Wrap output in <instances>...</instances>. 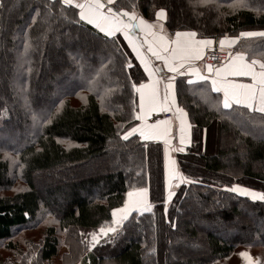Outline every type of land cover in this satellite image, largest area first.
Segmentation results:
<instances>
[{
  "label": "trees",
  "instance_id": "obj_1",
  "mask_svg": "<svg viewBox=\"0 0 264 264\" xmlns=\"http://www.w3.org/2000/svg\"><path fill=\"white\" fill-rule=\"evenodd\" d=\"M231 2L114 0L116 9L137 5L147 20L164 7L170 33L194 30L205 38L264 30V0H249L248 7L237 9ZM0 4V72L2 65L10 66L0 79V136L12 134L16 140L0 144V246L8 253L0 254V264H215L241 250L264 262V202L224 187L239 184L264 192V113L236 105L223 109L217 104L220 94L211 93L209 103L201 93L203 82L188 85L186 76H177L179 103L194 127L191 146L174 158L196 182L173 188L166 220L162 143L143 142L137 135L121 139L136 123L131 113L136 96L123 70L122 53L131 51L123 38L119 45L105 42L92 26L75 24L74 11L59 0ZM52 38L60 46L55 54L48 44ZM232 51L259 59L264 38L241 37ZM129 59L133 79L146 80L135 57ZM112 155L119 169L112 166ZM13 157L18 165L11 163ZM87 165L91 168L81 172ZM18 167L24 187L14 191ZM75 169L80 173L72 174ZM142 184L152 211L132 215L124 227L117 226L115 239L101 237L89 248L87 234L109 221L127 191ZM195 201L207 205L205 210H197ZM45 215L54 222L43 225ZM37 229H42L38 238H32ZM176 236L203 242L204 248H171ZM149 248L155 250L147 262Z\"/></svg>",
  "mask_w": 264,
  "mask_h": 264
},
{
  "label": "snow or ice",
  "instance_id": "obj_2",
  "mask_svg": "<svg viewBox=\"0 0 264 264\" xmlns=\"http://www.w3.org/2000/svg\"><path fill=\"white\" fill-rule=\"evenodd\" d=\"M210 2V0H204ZM61 7H67L74 11L76 17L75 24L82 27L92 26L97 37L103 34L105 42L111 40L119 45V38L122 37L126 42L130 53H122L123 70L130 84L131 94H138V105L132 102L131 113L139 124H134L127 131H124L121 139L128 141L135 134L143 142L160 141L164 143V208L165 219L168 220L167 209L169 202L176 195L172 189L185 183H195L190 180L180 170L176 159L170 155L172 152L185 153L191 146V130L194 125L191 123L192 116L179 103L181 86L177 83V76L183 77L186 73L195 77L185 83L193 85L197 81L203 82L201 88L203 98L211 103V93H222V100L217 104L222 105L223 109H231L233 105L247 108L250 112L256 111L264 113V52L259 53V59H246L248 55L245 51H236L235 54L229 53L225 61L216 67L212 64L206 65V72L194 66L193 62L200 60L204 55L205 49L213 44L210 38H197V33L193 30L175 32L174 37L163 35L162 25L157 30V24L167 20V13L164 7L155 11V20L148 21L139 16L136 11L137 5L133 4L131 10L125 8L116 9L114 0H59ZM249 0H232L230 7L233 9L246 8ZM3 5L0 4V8ZM47 12H51L49 4L44 5ZM39 12V9H37ZM37 19L36 15L32 20ZM135 33V36H134ZM89 35L92 32L89 31ZM241 37H262L264 30L261 31H241L238 36L221 37L219 44L221 48L228 45H235ZM142 38V39H141ZM28 46V41L25 40ZM117 47V51H119ZM134 55L138 61V69L142 68L147 79H133L130 70L134 68L133 60L129 56ZM256 55V53H253ZM159 61L160 63H154ZM137 69V71H138ZM172 73L167 75L164 70ZM235 77H249L251 83L240 82ZM210 83V88L208 87ZM138 108V110H137ZM59 111V109H57ZM163 112L172 113V116L164 119H156L149 123L148 118L153 114ZM47 123V121H44ZM206 140L207 129L204 130ZM178 141V146L174 144ZM174 183L169 182V177ZM226 190L238 193L241 196L250 197L252 201L264 202V192H258L252 188L233 184L230 188L225 185ZM148 189L145 187L133 188L126 193L127 198L121 207L111 209L112 220L101 224L100 227L87 235L91 236V242L87 245L91 248L98 244L101 237H108L112 234L115 239L119 234L117 225L124 227L132 215L139 216L152 211V204L147 199ZM25 215H28L25 213ZM171 227H177V220L172 218ZM82 235H84L82 233ZM87 239V236H85ZM155 249L149 248L151 253ZM238 255L244 260V264H261L259 258L253 260L247 251H241Z\"/></svg>",
  "mask_w": 264,
  "mask_h": 264
},
{
  "label": "rangeland",
  "instance_id": "obj_3",
  "mask_svg": "<svg viewBox=\"0 0 264 264\" xmlns=\"http://www.w3.org/2000/svg\"><path fill=\"white\" fill-rule=\"evenodd\" d=\"M16 4H17V2L16 1H14L13 3H12V5L10 6V8H9V10L10 11H12V10H14V8L16 7ZM45 21H46V19H47V16H45ZM48 44L50 45V46H52V50H53V52H54V54L59 50V48H60V46H59V44L57 43V41H56V39L55 38H52V39H50V40H48ZM42 61H41V63L44 65V63H46V61H45V59H41ZM8 68H10V66H8L7 64H6V66H4V65H2V71L0 72V74H1V77H0V79H2V74H4L3 72L4 71H6V70H8ZM0 94H2V92L4 93V89H2V87H1V82H0ZM3 90V91H2ZM6 96V95H5ZM3 98H5V97H3ZM4 130V129H3ZM15 136L13 135L12 136V134H8V135H4V136H0V144H10V143H14V142H16V140H15V138H14ZM17 138V137H16ZM110 153H108L107 155H106V158H105V160L106 161H108L109 159H108V157L110 156L109 155ZM113 157V159H112V166L113 167H115V168H118V166L116 165V159L114 158L115 156L114 155H112ZM12 162L11 163H14L15 165H18L17 164V160L13 157V158H11L10 159ZM110 161V160H109ZM109 164V163H108ZM89 168H91L90 166H84L83 168H81L82 169V171L81 172H85L87 169H89ZM119 169V168H118ZM12 170V169H11ZM10 170V174L12 175V174H15V172H12ZM76 170H78V171H76ZM85 170V171H84ZM78 173H80L79 172V169H75L74 171H73V173L72 174H78ZM17 176H20V167H18V170H17V173H16V175H15V178H16V181H15V186L13 187V190L15 191V190H17L18 188H20V187H24L23 186V183L21 182V180H20V178H18ZM143 185H145V184H142V186ZM138 187H141V186H138V185H136L135 186V188H138ZM134 188V187H133ZM194 195V194H193ZM195 196V195H194ZM127 198V197H126ZM212 203H215L214 201L212 202ZM123 205V203L120 205V206H118V207H121ZM194 206H195V208L197 209V210H201V211H203V210H205V208H206V206L207 205H205V207L203 206V205H201V204H198V201H195V204H194ZM212 206H214V205H212ZM210 207V206H209ZM116 208V207H115ZM42 219H44L45 221L43 222V225L44 224H46V223H51L52 221L54 222V220L49 216V215H45V216H43L42 217ZM112 220V216H111V219L109 220V221H107V222H110ZM103 224H106V222L105 223H103ZM42 225V226H43ZM117 226H119V225H117ZM100 227V226H99ZM98 227V228H99ZM41 230L42 229H37V231H33L34 233H33V237L32 238H34V237H37V236H39V233L41 232ZM94 232V231H93ZM37 235V236H36ZM38 238V237H37ZM89 240H90V242H91V236L89 235ZM173 243V245L171 246V248H174V249H176V248H178V249H189L190 251H192V252H197V251H201L203 248H204V246H203V244L200 242H197V243H195V242H193V241H185V240H182L181 239V237H175L174 239H173V241H172ZM3 245V244H2ZM2 245L0 246V254L1 255H5V254H7L8 255V253H6L5 251H3V249H2ZM65 249V247H63L62 248V250H64ZM168 255H170L171 256V258L172 259H174V260H176L175 259V257H174V255L172 254V252L170 253H168ZM176 256V255H175ZM150 252H147V257H145V261H147L148 262V260L150 259ZM257 258V257H256ZM58 259L59 258H56V262H58ZM225 260H227V261H225ZM225 260H221V261H218V262H216L215 264H235L236 263V259L235 258H233L232 257V259L229 261V258H227V259H225ZM223 261H225V262H223ZM261 264H264V262L262 261L261 262Z\"/></svg>",
  "mask_w": 264,
  "mask_h": 264
},
{
  "label": "crops",
  "instance_id": "obj_4",
  "mask_svg": "<svg viewBox=\"0 0 264 264\" xmlns=\"http://www.w3.org/2000/svg\"><path fill=\"white\" fill-rule=\"evenodd\" d=\"M139 14V13H138ZM139 16H141L140 14H139ZM142 17V16H141ZM143 19H145L144 17H142ZM156 19V18H155ZM154 19V20H155ZM145 20H147V19H145ZM148 21H153V20H148ZM161 25H162V28H163V35H165L166 37H168V36H172V37H174V35H175V32L176 31H173V32H169L168 31V29L165 27V25H164V21H161V22H158V24H157V30L159 31V29H160V27H161ZM180 31H187V30H180ZM194 31V30H193ZM196 32V31H195ZM134 36H135V33H134ZM222 37H224V36H222ZM197 38L198 39H201V37H198L197 36ZM207 38H210V39H212L213 40V44L212 45H210V46H208L206 49H205V51H204V55L203 56H201V58H200V60H197V61H194L193 62V64H194V66L195 67H197V68H200L201 70H202V72H205V70H204V64H205V54H206V51L208 50V49H210V48H218V49H222V50H225V51H227V53H228V56H229V53L231 52L232 54H235V52H233L232 51V49H233V46L234 45H228V43H227V41H226V43H225V46L223 47V48H221V46H220V44H219V40H220V38L221 37H207ZM142 39V38H141ZM125 42V41H124ZM126 43V42H125ZM127 45V44H126ZM129 50L131 51V49L129 48ZM134 56V55H133ZM154 63H160L159 61H153ZM224 62V61H223ZM137 63H138V61H137ZM221 64V63H220ZM220 64H218L216 67H219L220 66ZM142 69V68H141ZM143 71V70H142ZM164 73L165 74H167V75H172V73H169V72H167V69H165L164 70ZM145 76H146V74H145ZM184 76H186L187 77V80H189V79H192V80H195V77L194 76H192L191 74H185ZM146 79H147V76H146ZM233 79H237V80H239L240 82H244V83H251V79L249 78V77H235V78H233ZM197 82H199V81H197ZM210 84V83H209ZM220 94V96H221V100H222V98H223V95H222V93H219ZM136 104L138 105V94L136 95ZM137 110H138V108H137ZM163 113H169V112H163ZM170 114V116H172V113H169ZM153 115H155V114H153ZM152 115V116H153ZM150 118H151V116L148 118V122L149 123H151V121H150ZM140 123V121L139 120H136V123L135 124H139ZM192 131V130H191ZM135 135H137L138 137H139V135L138 134H135ZM149 142V141H148ZM154 142H160V143H162V145H163V149H164V143H163V141L162 140H160V141H155L154 140ZM175 146H178V141H176V143L174 144V147ZM174 153L175 152H172V153H170V155H172L173 157H174ZM164 160V165H165V157L163 158ZM164 171H165V169H164ZM169 182L170 183H174L173 181H172V179H171V176L169 177ZM141 187H145V188H147L148 189V187L147 186H145V185H143V186H141ZM135 188V187H134ZM139 188V187H138ZM133 188H131V189H129L128 191H130V190H132ZM164 190H165V188H164ZM173 190V189H172ZM127 191V192H128ZM126 195H125V199H126ZM124 199V200H125ZM147 199L149 200V192L147 193ZM149 202H150V200H149ZM241 251H245V250H241ZM241 251H239V252H241ZM239 252H236V254H235V256L233 257V258H235L236 259V263L235 264H244V260L238 255V253ZM248 252V251H247ZM249 253V252H248ZM249 255L252 257V259L253 260H256L257 258L254 256V255H252L251 253H249ZM232 259V257H230L229 258V261ZM225 261H227V260H225ZM225 261H223V262H225Z\"/></svg>",
  "mask_w": 264,
  "mask_h": 264
},
{
  "label": "built area",
  "instance_id": "obj_5",
  "mask_svg": "<svg viewBox=\"0 0 264 264\" xmlns=\"http://www.w3.org/2000/svg\"><path fill=\"white\" fill-rule=\"evenodd\" d=\"M227 57H228L227 51H223L217 48H210L209 50H207L205 54V61L216 66L222 61H224L225 58ZM168 116H170L169 113H160L158 115L155 114L151 116L150 121L153 122V117H155L156 119H164L165 117Z\"/></svg>",
  "mask_w": 264,
  "mask_h": 264
},
{
  "label": "water",
  "instance_id": "obj_6",
  "mask_svg": "<svg viewBox=\"0 0 264 264\" xmlns=\"http://www.w3.org/2000/svg\"><path fill=\"white\" fill-rule=\"evenodd\" d=\"M208 64H210V63H205L204 64V70H205V72H206V65H208Z\"/></svg>",
  "mask_w": 264,
  "mask_h": 264
}]
</instances>
